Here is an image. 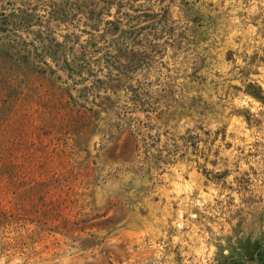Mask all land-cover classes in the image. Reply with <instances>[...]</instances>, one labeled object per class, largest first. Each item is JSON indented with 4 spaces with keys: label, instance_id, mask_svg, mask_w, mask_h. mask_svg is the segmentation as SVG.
I'll use <instances>...</instances> for the list:
<instances>
[{
    "label": "rangeland",
    "instance_id": "374dc122",
    "mask_svg": "<svg viewBox=\"0 0 264 264\" xmlns=\"http://www.w3.org/2000/svg\"><path fill=\"white\" fill-rule=\"evenodd\" d=\"M0 56V264H264V0H0Z\"/></svg>",
    "mask_w": 264,
    "mask_h": 264
},
{
    "label": "trees",
    "instance_id": "16d2710c",
    "mask_svg": "<svg viewBox=\"0 0 264 264\" xmlns=\"http://www.w3.org/2000/svg\"><path fill=\"white\" fill-rule=\"evenodd\" d=\"M0 56V127L8 121L15 106L20 99L18 96L7 98L3 90H20L21 85L17 79L20 70L17 68L16 60L12 57L9 62H3Z\"/></svg>",
    "mask_w": 264,
    "mask_h": 264
}]
</instances>
